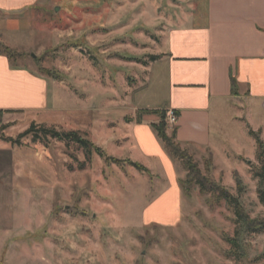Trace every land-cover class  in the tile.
I'll return each instance as SVG.
<instances>
[{
	"label": "rangeland",
	"instance_id": "374dc122",
	"mask_svg": "<svg viewBox=\"0 0 264 264\" xmlns=\"http://www.w3.org/2000/svg\"><path fill=\"white\" fill-rule=\"evenodd\" d=\"M195 7L198 0H41L13 16L15 28L0 13V40L19 55L17 64L52 80L50 110L0 123V264H264V233L236 221L227 202L212 205L197 185L189 196L181 186L171 193V208L158 200L171 179L160 155L144 154L126 119L137 122L144 110L141 121L160 122L155 112L165 110L168 85L158 61L170 29ZM221 115L213 150L189 152L250 219H264V176H256L262 164L250 133L264 141V108L231 103ZM166 121L171 133L176 122ZM32 122L78 130L107 155L149 171L97 154L86 159L56 139L20 140Z\"/></svg>",
	"mask_w": 264,
	"mask_h": 264
},
{
	"label": "crops",
	"instance_id": "0c3cea01",
	"mask_svg": "<svg viewBox=\"0 0 264 264\" xmlns=\"http://www.w3.org/2000/svg\"><path fill=\"white\" fill-rule=\"evenodd\" d=\"M40 1L0 0V13L10 16L7 28H15L14 17L25 15ZM198 3L199 7L185 13L170 29L166 55L158 61L168 85L167 105L162 109L175 110L176 139L192 153L213 150V122L227 105L243 108L258 103L264 108V0ZM51 81L0 53V123H14L18 117L50 110ZM146 118L129 125L146 156L160 155L171 187L158 200L168 199L171 208L169 195L178 196L181 186L178 164L173 162L178 160L159 142L153 117ZM3 188L7 190L5 185Z\"/></svg>",
	"mask_w": 264,
	"mask_h": 264
},
{
	"label": "trees",
	"instance_id": "16d2710c",
	"mask_svg": "<svg viewBox=\"0 0 264 264\" xmlns=\"http://www.w3.org/2000/svg\"><path fill=\"white\" fill-rule=\"evenodd\" d=\"M0 53L8 56L10 60L16 61L19 56L16 54L15 50L10 46L6 45L0 40ZM156 60V57L153 58ZM47 71V70H46ZM49 72L47 71L48 75ZM50 76V75H49ZM146 111L142 110L138 113L136 119L138 122L141 121L143 114ZM161 116V120L158 123H153V127L156 130L158 136L163 141L167 151L173 156L174 159L179 160L182 166L185 168L187 175L185 179L180 180V185L183 192L189 196L190 188L192 185H197L199 191L202 194L209 195V201L212 205L220 204L222 201L228 203L230 207L234 209L236 215V221L246 219L249 221V226L253 232H263L264 233V219H250L246 214L242 204L239 202L238 198L229 192L224 186L218 184L209 174H205L200 169L197 161L194 159L193 155L186 149H184L181 144L176 139V131L173 128L171 133H169V126L167 124V112L166 110L156 111ZM127 121H132L131 118H126ZM252 135H255L257 139V156L261 161L262 167L259 173H256L257 177L264 176V141L261 140L259 135L253 130H250ZM31 136L34 142H46L48 139H56L63 141L66 146L71 147V145L78 146L84 153L86 159H91L93 154L100 155L104 157L107 162H113L121 164L123 161L127 162L136 167L139 170L149 171L147 167L141 163L134 162L130 159L123 160L117 157L109 156L105 153L102 147L95 144L88 137L83 136L78 130H59L55 127H49L45 124H35L32 122L28 129L19 134L18 138L20 140L23 137ZM15 140V139H14ZM12 141V139H11ZM15 141H18L17 139ZM48 142V141H47ZM46 142V143H47ZM86 161H80V168H84ZM260 200L264 204V190H260ZM229 242L235 244L234 238H228Z\"/></svg>",
	"mask_w": 264,
	"mask_h": 264
},
{
	"label": "built area",
	"instance_id": "2783aa9c",
	"mask_svg": "<svg viewBox=\"0 0 264 264\" xmlns=\"http://www.w3.org/2000/svg\"><path fill=\"white\" fill-rule=\"evenodd\" d=\"M167 119L171 124L176 122L177 114L174 109L171 108L167 110Z\"/></svg>",
	"mask_w": 264,
	"mask_h": 264
},
{
	"label": "water",
	"instance_id": "95a60500",
	"mask_svg": "<svg viewBox=\"0 0 264 264\" xmlns=\"http://www.w3.org/2000/svg\"><path fill=\"white\" fill-rule=\"evenodd\" d=\"M58 9H59V8H58V7H56V9H55V10L57 11Z\"/></svg>",
	"mask_w": 264,
	"mask_h": 264
}]
</instances>
